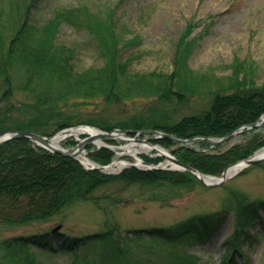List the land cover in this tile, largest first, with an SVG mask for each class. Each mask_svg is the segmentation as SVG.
I'll list each match as a JSON object with an SVG mask.
<instances>
[{"label": "trees", "instance_id": "16d2710c", "mask_svg": "<svg viewBox=\"0 0 264 264\" xmlns=\"http://www.w3.org/2000/svg\"><path fill=\"white\" fill-rule=\"evenodd\" d=\"M41 1L0 0V83L4 86L1 99L10 100L15 89L27 91L28 96L8 109L27 110L28 116L11 119L4 114L0 119V130H26L51 136L66 127L93 124L66 116L63 120L54 121L56 127L53 131L43 126L52 116H61L57 112L58 104L80 97L83 100L102 97L104 102L110 104L137 103L145 99L143 104L137 103L136 113L114 124L98 126L105 130L115 127L155 128L182 138L222 137L229 131L255 122L264 113V84L256 85L241 61L236 62L234 72L229 77H217L190 67L189 57L196 38L191 40L189 30L182 35V43L178 45L172 74L133 73L129 60L120 55L121 39L115 33L112 21L103 16L93 17L88 8L80 6L56 9L47 22L37 25L30 19V13ZM65 22L75 27H86L94 34L92 36L97 41L100 54L106 58L101 68L75 72L71 63L75 56L73 51L56 42L57 30ZM135 41H129L126 45ZM146 98H155L156 103L148 105ZM198 98L205 99L203 108L182 115L178 121L171 119L172 112ZM257 129H244L242 133ZM257 136L254 134L246 146L234 145L220 153L183 146L179 148L177 158L201 172L217 175L264 144V137L258 140ZM151 141L163 145L170 142L166 138H152ZM198 143L203 148L210 146L205 140H198ZM88 155L100 164H107L113 152L102 148ZM144 158L156 163L162 157ZM116 179L129 183L164 182L180 187L185 183L198 182L189 171L140 170L131 167L118 174L102 173L96 169H86L71 157L50 152L21 138L0 145V212H16L15 218L5 214L9 223L44 222L61 214L77 201L97 202L95 190ZM230 196L227 205L221 210L198 213L165 227L125 231L120 228L119 222L114 221L108 229L82 238L53 228L10 237L4 241L7 250L0 255V260L3 258L6 264H44L45 256L38 253H58L67 254L73 261L78 245L92 244L101 250V261L97 264H144L135 258L129 244L132 240L145 239L147 242L164 244L180 240L202 243L222 227L232 211L234 230L222 242L223 251L218 262L246 264L245 248L257 240L248 226L254 218H258L264 230V198H246L238 193L235 198ZM56 240H60V244H56ZM146 244L141 245L142 249L148 247ZM32 249L35 251L33 254L30 252ZM198 260L193 254L180 252L171 259L162 258L157 264H198ZM156 261L148 264H155Z\"/></svg>", "mask_w": 264, "mask_h": 264}, {"label": "rangeland", "instance_id": "374dc122", "mask_svg": "<svg viewBox=\"0 0 264 264\" xmlns=\"http://www.w3.org/2000/svg\"><path fill=\"white\" fill-rule=\"evenodd\" d=\"M80 6L88 8L93 17L103 16L112 21L115 33L121 39L120 55L129 60L130 70L133 73L172 74L178 45L182 43V35L189 30L191 40L196 38L193 52L189 57V65L193 70L212 73L217 77H229L234 72L233 66L239 60L245 64L246 73L254 78L256 85L264 84V0H42L37 8L32 9L30 19L37 25H42L53 16L56 9ZM99 33L100 30H98V35ZM92 35L94 34L86 27L80 25L75 27L66 22L62 23L57 30L56 42L67 46L75 55L71 61L75 72L101 68L105 64L106 58L100 54L97 41ZM132 40L136 41L131 45H126ZM3 89L4 86L0 83V119L4 114L11 119L27 117V110H8L10 106L18 105L19 101L26 100L27 91L15 89L10 100H2L1 91ZM80 98L58 104L57 112H60L61 116H52L43 126L53 131L56 127L54 124L56 119L63 120L66 116H72L74 119L90 121L95 125H89L105 131L98 125L121 121L137 112V103L143 104L146 101L141 99L137 103L110 104L104 102L102 97H91L93 99L87 100ZM146 99L148 105L156 103L155 98ZM204 104L205 99L198 98L182 106L180 110L172 112L170 117L174 122L178 121L182 115L195 112L203 108ZM254 134L259 135L256 137L258 140L263 139L264 125L254 131L235 134L225 142L216 146L210 145L207 148L199 145L198 140H204L199 137L187 143L169 139L170 142L164 145L157 141L152 142L162 145L171 155L177 157L179 148L183 146L196 150L202 148L210 153L224 152L234 145L246 146ZM83 137L82 134L78 136L72 134L61 141V146L70 148L76 144V138ZM129 137L151 142L155 136L153 134H130ZM101 139L111 146H122L129 143V141L117 138ZM262 147L264 144L255 151ZM86 149L94 150L95 145L86 146ZM110 151L113 152L111 161L119 158L135 162V158L129 154L118 156L115 151ZM139 156L144 161H147L144 156L157 157L154 150L139 153ZM165 162L166 159L161 158L156 163H149L158 165ZM125 168L131 167H123L113 171V174H118ZM104 172L108 171L104 170ZM220 175L221 173L216 176ZM195 179L198 182L185 183L181 187L171 186L164 182L147 184L135 181L129 183L116 179L95 190L94 196L97 202L77 201L61 214L44 222L33 221L20 225L9 223L5 214L15 218L16 212H0V255L7 250L4 248L5 239L47 228L82 238L108 229L114 221L119 222L120 228L125 231L165 227L198 213L221 210L227 205L230 195L232 198L237 197V193L246 198H264V160L246 166L234 176L215 186H207L196 177ZM258 220L254 218L252 224L248 226L250 231L257 236V240L255 244L245 248L246 264H264V230ZM233 221L234 213L230 211L222 227L209 240L202 243H187L185 240H180L177 243L164 244L140 239L132 240L129 244L134 251L135 258L144 264L155 260L157 264L162 258L171 259L180 252L198 257V264H219V256L223 251L222 242L232 234ZM59 241L56 240V244H60ZM143 244L148 247L142 249ZM76 251V258L73 261L72 257L67 254H38L45 256L44 264H84L86 262V264H94L101 261L99 256L101 250L92 244L78 245ZM30 252L35 253L33 249ZM0 264H6L3 258Z\"/></svg>", "mask_w": 264, "mask_h": 264}, {"label": "water", "instance_id": "95a60500", "mask_svg": "<svg viewBox=\"0 0 264 264\" xmlns=\"http://www.w3.org/2000/svg\"><path fill=\"white\" fill-rule=\"evenodd\" d=\"M264 125V114L261 117L260 121H256L253 123H250L247 125L248 128H255V127H259ZM77 127H87V125L84 126H77ZM245 127V126H244ZM99 133L96 134H89L88 132H81V134H85V136L81 139L76 138L77 143L75 146L71 147V148H63L62 146L60 147H54L51 145V140L57 136V135H62L63 138L67 137V136H71L72 133L70 134H63V133H58L54 136L51 137H47L44 135H41L39 133H35L32 131H26V130H0V145L4 144L5 142L11 140V139H16V138H21V139H26V140H30L32 141L34 144H36L39 147H42L44 149H47L51 152H55V153H59L61 155L64 156H68L71 158L76 159L77 161H79L84 167H86L87 169H97L99 171L104 172V168L109 166V164L107 165H101L93 160H91L89 157H87V159L91 162L88 164H85L84 162H82L79 158H78V154L85 152V153H89L90 151H88L86 149V146L93 144L95 145V149L94 150H98L101 148H108L110 150H113V147L109 144H96L95 140L96 139H100V138H107V139H112V138H116V136H121L123 135L124 137H119V139L121 140H125V141H130V140H135L137 142H145L148 143L150 145H154V149L156 151V156H163L164 159H166L169 163V161H171L172 163L176 164V167H167V165H162V163L158 164V165H153L150 163H147L146 161L142 160L140 158V163L136 162H129L128 166L125 167H136V168H140V169H175V170H188L191 173H193V175L199 179L203 184L207 185V186H215L218 184L223 183L224 181H226L229 177L227 174V171L229 169V167L233 166L236 163H233L231 165H229L221 174V176H214V175H209V174H204L200 171H198L196 168L191 167L189 165H186L184 163H182L180 160H178L176 157H174L173 155L169 154V152L167 151V149L165 147H163L160 144H153L151 142L148 141H144V139H135V138H130L129 135L130 134H140V133H146V134H153L155 136V138H167L169 140L172 141H177L180 143H187L192 139H196L197 137H190V138H180L177 136H174L172 134H169L167 132H163L154 128H144V129H140V130H136V129H121V128H114L112 131H102L98 128H96ZM242 130V127L233 130V131H229L228 133H226L223 137L217 138V137H210V136H201V138L205 139L207 142H209L211 145L216 146L219 145L223 142H225L226 140H228L229 138H231L233 135H235L236 133L240 132ZM159 147L160 149H164L167 151V153L165 152H160L159 149L157 148ZM264 147L260 148L258 151L262 150ZM92 151V150H91ZM114 151V150H113ZM256 151V152H258ZM256 152H254L251 156H249L248 158H245L241 161H244L246 163V166L258 163L260 161L264 160V156H257ZM137 160V158H136ZM239 161V162H241ZM238 162V163H239ZM112 163V162H111ZM140 164V165H139ZM107 173H113L111 171H108ZM200 175L206 176V177H210V178H218V181H211V182H206L204 181Z\"/></svg>", "mask_w": 264, "mask_h": 264}, {"label": "bare ground", "instance_id": "6f19581e", "mask_svg": "<svg viewBox=\"0 0 264 264\" xmlns=\"http://www.w3.org/2000/svg\"><path fill=\"white\" fill-rule=\"evenodd\" d=\"M81 132H88L89 134H96L99 133V131L97 129H95L94 127H76L72 129V134L75 136H78ZM119 137H124L123 135L121 136H116L117 139H119ZM63 140V136L62 135H57L55 136L52 140H51V145L54 147H60L61 145V141ZM96 144H104L105 142L100 138V139H96L95 140ZM113 150L115 151L116 155L120 156L122 154H129L131 156H133L134 158H137V163H140V156L139 153H147L151 150H155L154 149V145H150L148 143H144V142H137L135 140H130L128 144L126 145H122V146H117V145H113ZM159 149L160 152H165L167 153L166 150L164 149H160L159 147H157ZM156 152V151H155ZM256 155L261 157L264 156V148L258 152H256ZM78 158L84 162L85 164L91 163L88 159H87V154L85 152H82L80 154H78ZM130 161L127 160H122L119 158H116L112 161V163H110L109 166L105 167L104 170L106 171H117L120 170L121 168L128 166V163ZM170 165V167H176L177 165L172 163L171 161H166L165 163H163L162 165ZM140 165V164H139ZM246 167V163L244 161L241 162H237L236 164H234L233 166L229 167L227 174L228 176L234 175L236 173H238L239 171H241L242 169H244ZM201 178L206 181V182H211V181H218V178H210V177H206L203 175H200Z\"/></svg>", "mask_w": 264, "mask_h": 264}]
</instances>
